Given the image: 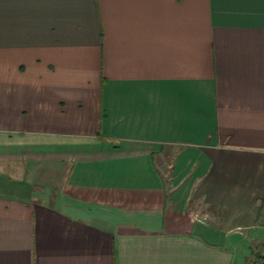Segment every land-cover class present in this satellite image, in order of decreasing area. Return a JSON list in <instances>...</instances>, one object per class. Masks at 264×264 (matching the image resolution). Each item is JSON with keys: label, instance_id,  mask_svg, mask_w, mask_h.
I'll return each mask as SVG.
<instances>
[{"label": "crops", "instance_id": "0c3cea01", "mask_svg": "<svg viewBox=\"0 0 264 264\" xmlns=\"http://www.w3.org/2000/svg\"><path fill=\"white\" fill-rule=\"evenodd\" d=\"M252 247L264 0H0V264H249Z\"/></svg>", "mask_w": 264, "mask_h": 264}, {"label": "rangeland", "instance_id": "374dc122", "mask_svg": "<svg viewBox=\"0 0 264 264\" xmlns=\"http://www.w3.org/2000/svg\"><path fill=\"white\" fill-rule=\"evenodd\" d=\"M201 213H205L207 210H209L210 213V218H213L214 222L219 223L221 225H224L223 222H229L228 220L230 219V212L228 210H220L218 208H200ZM204 215V214H203ZM212 220V219H210ZM252 219H248V221H251ZM254 249V248H253ZM253 260V255H252V248L251 251L248 253L247 257V262L250 264V262Z\"/></svg>", "mask_w": 264, "mask_h": 264}, {"label": "trees", "instance_id": "16d2710c", "mask_svg": "<svg viewBox=\"0 0 264 264\" xmlns=\"http://www.w3.org/2000/svg\"><path fill=\"white\" fill-rule=\"evenodd\" d=\"M252 255L253 260L250 262V264H264V253L260 248L252 247Z\"/></svg>", "mask_w": 264, "mask_h": 264}]
</instances>
